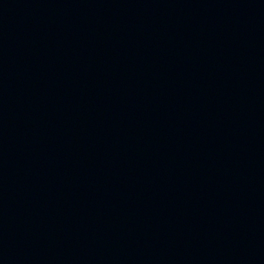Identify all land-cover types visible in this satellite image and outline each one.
<instances>
[{"label": "water", "instance_id": "obj_1", "mask_svg": "<svg viewBox=\"0 0 264 264\" xmlns=\"http://www.w3.org/2000/svg\"><path fill=\"white\" fill-rule=\"evenodd\" d=\"M0 264H264V0H0Z\"/></svg>", "mask_w": 264, "mask_h": 264}]
</instances>
